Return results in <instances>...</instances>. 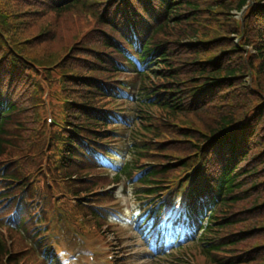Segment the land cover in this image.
I'll return each mask as SVG.
<instances>
[{"label": "trees", "instance_id": "trees-1", "mask_svg": "<svg viewBox=\"0 0 264 264\" xmlns=\"http://www.w3.org/2000/svg\"><path fill=\"white\" fill-rule=\"evenodd\" d=\"M20 1L35 7L29 12L37 13V17L46 11L54 14L72 11L78 15L80 23L97 29L91 34L86 28L73 44L77 51L68 58L66 65H61L66 57L60 63L62 68L70 70L73 79L64 80V83L74 84L78 93L73 98V105L66 107V121L73 132H82L93 138L109 136V127L95 111L96 108L118 106L119 103L111 94L104 93L97 79H115L120 72L135 74L136 93L129 104L132 123L126 160L114 180L118 181L123 176L131 179L133 173L140 170V160L162 152L171 161L164 167L145 169L132 185L138 196L153 195L159 190L161 178L168 170L184 173L197 164L200 156L201 165L195 167L191 179L195 184L212 189L218 203L210 216L205 240L197 255L211 258L212 254H222L227 247L249 239L252 232H247L248 229L227 233L223 237L220 232L234 226V219L229 214L243 200V195H247L250 188L256 189L255 185L264 184V0H104L100 11H94L98 0H64L60 7L47 5L42 0ZM20 1L15 0L19 7ZM244 7L247 9L242 17L234 18V12H241ZM92 11L93 16L87 17L85 12ZM7 17L8 14L0 9V23L2 25L3 20L5 24L0 29V43L7 50L11 48L5 63L0 55L1 166L4 163L2 159L13 150L10 128L19 110L18 105L29 99L13 77L24 74L22 61L42 66V63L50 65L48 61L54 60L39 54L33 56L40 57L41 61L30 58L15 47L13 37L7 34L11 26ZM26 24L24 21V27ZM53 27L44 33L56 32L60 36L62 30ZM67 29L65 27L64 32ZM116 37L142 61L144 67L141 72H136L132 61L113 47L117 46V42L112 40ZM236 39H239V44ZM249 47L252 49L250 53L247 51ZM82 48L87 49V54L81 51ZM108 52L123 57L124 67H115L108 61ZM87 57L91 68L85 63ZM251 71L256 75L253 80L258 81L253 85L248 81ZM24 81L25 88H30L31 79L25 77ZM66 91L71 92L70 88ZM257 99L260 100L257 102ZM210 109L216 113L218 122L215 124L210 123L200 129L182 123L179 127L170 125V122L176 123L187 114ZM63 135V140L69 141L70 147L67 148L75 144L79 146L70 134ZM56 141H48L47 149L38 147L44 152L42 164L46 151L52 153L51 144ZM73 149H66L65 155L69 158L75 156ZM176 151L179 154L174 153ZM27 160L22 158L24 164H16L18 171L25 167ZM58 163L52 162L49 171ZM59 167L64 176L58 174L55 176L58 179L65 175L70 179L82 175L78 172L82 171L80 168L65 160ZM1 177H5V181L9 176L4 171ZM62 184L69 196H82L90 189L80 188L81 184L75 181ZM261 203H264V193L253 196L247 206L254 208ZM24 231L7 230L12 235L11 239L21 245L20 249L33 260L34 249L28 245L27 231ZM0 246L3 257L10 246L3 239H0ZM253 258V252H243L225 261L237 264L235 262L245 259V264ZM215 262L224 264L220 259Z\"/></svg>", "mask_w": 264, "mask_h": 264}, {"label": "rangeland", "instance_id": "rangeland-1", "mask_svg": "<svg viewBox=\"0 0 264 264\" xmlns=\"http://www.w3.org/2000/svg\"><path fill=\"white\" fill-rule=\"evenodd\" d=\"M101 1L104 0H98V6H96L94 11L101 10L103 5V2ZM23 2L25 4H22L21 2V7H19L15 3V0H0V9L8 14L7 21H9L11 25L7 34L13 37L15 41V47L21 50V52L25 55L30 56V58L41 61L40 57L33 56L39 54L48 56V59L54 60L48 61V63L52 66L44 65L45 63H40L42 66H33L22 61V71L24 74L21 73L18 76L13 77V80H16L18 87L21 88L25 97L29 98L27 101L19 103L18 105L19 110L15 113V117L13 118L14 123L10 128L11 135L13 136L11 138L13 150L12 152L9 151L7 157L2 159V162L4 163L16 165L22 162V158H28L27 162L25 163V167L21 171L17 172L18 176H15L16 179L21 180L20 183L16 185V187L25 186L29 183L32 185L37 184L35 182V178L36 174L42 172L41 155L44 154V152H42L38 147L45 146L47 149L48 141L54 142V139L58 141L56 142L61 149L62 159L69 161V163L73 164L74 167H77L71 159H68V155H65L66 149H68L65 144L66 140H63L64 138L62 137V132L64 133L65 129H62L59 126L62 125V123H60L61 118L67 115L66 107L73 105V98H76L78 93L77 90L74 89V87H76L74 84L69 82L66 84L64 83V80L73 79L72 76H70V70L62 68L61 65H66L68 58L77 51V48L73 47V44H75L76 39L81 36L84 30L88 28L86 24L83 25L79 22L78 15L75 12L71 11L68 13H55L57 14L55 15L51 11H46L44 13L38 14L39 16L37 17V13L29 12L35 9V7L29 5L25 1ZM245 11L246 8L242 12H234L233 17L239 19L242 17ZM85 14L87 17H91L93 16V11L85 12ZM24 21L27 23L25 27L23 25ZM2 26H5L3 20L2 25L0 23V29ZM52 27L55 30L61 29V35L58 36L56 32H51V34L44 33V31L50 30ZM65 27L68 28L66 32H64ZM78 27L81 28L76 30ZM89 29L91 34L97 32V29L93 30L88 28V30ZM236 43L239 44V39H236ZM9 50L11 52V48H9ZM9 50L4 48L2 43H0V55L2 54L1 60H3V63H5L6 57L10 54ZM81 51L87 54L86 48H82ZM247 51L250 53L252 49L249 47L247 48ZM65 57L67 59L63 64L60 65ZM88 61L89 58L87 57L85 63L88 68H91V65L88 64ZM25 77L30 78L32 81L31 87H27V89L25 88ZM255 77L256 75L253 71H251L248 75V81L252 85L258 82L253 80ZM67 88H70V93H67ZM259 100L260 99H257L256 101L258 102ZM46 115L51 117L54 121L52 123H47L49 121H47L48 118H46ZM215 116L216 113L213 111V109H210L198 114H187L181 117L176 123L170 122V125L179 127L183 124L186 126L202 128V126L206 127V125L210 123L215 124L218 122V119ZM155 117L158 118V116ZM66 120L68 121L67 116ZM53 134L55 136L52 138ZM51 145H53V143ZM63 146H65V152L62 149ZM178 151L174 153L179 154ZM48 155L49 154L47 150L45 157L47 158ZM168 159L169 157H166L162 152H159L158 155H151L147 159L143 160L145 161L144 164H142L143 161L140 163L144 167L153 165L154 168H159L166 166V163L171 161ZM78 172L82 174L80 177L70 179L65 175V177L62 179V183L75 181L76 183L81 184V186H84L87 184L88 180H93L94 173H85L83 171ZM178 175L179 173L176 172V169L168 170L162 176L161 183L167 182ZM3 183L5 182L1 181L0 185ZM12 184V182H7V184L4 186L6 187ZM255 188L256 189L250 188L248 194L243 195V200L240 202V204H237L229 214L234 219V226L230 229L220 232V236L223 237L227 233L248 229L247 232H252L250 233V238L247 240L244 239V241L240 242V244L236 246L227 247L224 249L222 254L219 252L212 254L211 258L196 254L195 257L188 259L191 261L190 264H218L215 262L218 259L223 260L224 264H228L225 259L230 258V256L234 257V255H240L243 252H253L254 254V258L250 259L249 262H246L245 264H264V203L258 204V206H254V208H249V206H247L249 205L248 201L252 199L253 196L264 193V184L255 185ZM96 189H99V187L93 188L92 190ZM94 195L95 193L86 194L83 197H73V199L77 203L79 201L85 202L91 200ZM254 226H257V228L252 229L251 227ZM11 238L12 235H9L8 232H3L0 230V239L6 240L8 246H10V249L5 254L4 258L2 257L3 250L0 246V264H31L32 261L27 259L24 254L25 252L20 249L21 245L16 244ZM129 245H131V248L133 247L132 244ZM255 248L256 250L253 251ZM176 256L177 254H174L172 257ZM140 258L141 256L135 257V261H138ZM171 258H154L150 260V264H170ZM10 260L12 261L10 262ZM238 262L239 264H244L245 259L239 260ZM238 262L235 263L238 264Z\"/></svg>", "mask_w": 264, "mask_h": 264}]
</instances>
